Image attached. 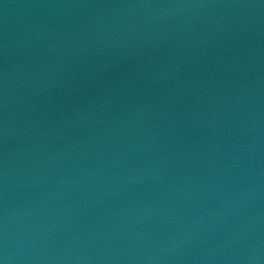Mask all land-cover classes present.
I'll use <instances>...</instances> for the list:
<instances>
[{"label": "water", "instance_id": "water-1", "mask_svg": "<svg viewBox=\"0 0 264 264\" xmlns=\"http://www.w3.org/2000/svg\"><path fill=\"white\" fill-rule=\"evenodd\" d=\"M0 264H264V0H0Z\"/></svg>", "mask_w": 264, "mask_h": 264}]
</instances>
